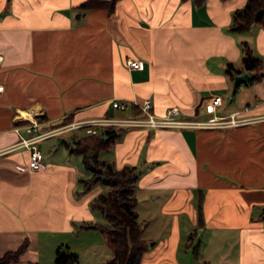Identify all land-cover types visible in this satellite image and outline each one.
Here are the masks:
<instances>
[{
    "label": "crops",
    "instance_id": "1",
    "mask_svg": "<svg viewBox=\"0 0 264 264\" xmlns=\"http://www.w3.org/2000/svg\"><path fill=\"white\" fill-rule=\"evenodd\" d=\"M83 1L0 0V255L27 239L18 264H40L41 251L54 258L60 243L86 249L89 264L109 258L100 231L80 227L98 222L89 203L101 188L79 186L81 155L63 143L74 133L53 140L46 167L32 170L15 128L37 117L40 131L65 117L127 119L148 99L157 116L176 106L181 119L222 124L129 126L107 153L118 168H145L142 264H264V76L247 83L253 72L242 71L248 78L235 88L225 71L241 52L230 23L245 0H117L110 14ZM248 31L264 59V28ZM214 95L221 104L207 112ZM115 99L130 104L119 109Z\"/></svg>",
    "mask_w": 264,
    "mask_h": 264
},
{
    "label": "trees",
    "instance_id": "2",
    "mask_svg": "<svg viewBox=\"0 0 264 264\" xmlns=\"http://www.w3.org/2000/svg\"><path fill=\"white\" fill-rule=\"evenodd\" d=\"M116 1L85 0L78 7L105 8L110 14L114 10ZM192 1L200 5L205 0ZM253 23L264 28V0H245L241 7L232 11L231 31L237 33L248 30ZM240 63L241 68L235 67L231 62L227 63L225 71L231 79L242 71L253 72L247 79V83L257 82L263 78L264 59L253 53L246 40L241 43ZM130 107L133 117L138 118L143 115L137 105L132 104ZM150 112L154 113L152 106ZM37 120L42 121L43 117H37ZM24 122L27 123L28 120ZM70 122L65 117L50 126L53 129ZM128 127L127 125H103L96 134L84 133L78 137L74 134L70 142L63 141L70 152L81 155L84 166L90 171V176L82 179L83 191L88 192L99 185L107 186L106 191H98L89 203L91 209L100 211L106 221L95 222L93 225L88 223L80 225L81 228L88 226L96 228L102 234L104 243L110 250L109 258L102 264H142V256L149 247L148 241L143 236L148 221L139 220L136 210L138 204L136 187L141 174L140 170L136 165L129 164L118 168L113 161L100 158V153L112 148ZM197 212L198 219L201 220L200 201ZM27 248L28 240L24 239L18 247L0 255V264H18ZM53 264H78V255L67 245L60 243L55 249Z\"/></svg>",
    "mask_w": 264,
    "mask_h": 264
},
{
    "label": "built area",
    "instance_id": "3",
    "mask_svg": "<svg viewBox=\"0 0 264 264\" xmlns=\"http://www.w3.org/2000/svg\"><path fill=\"white\" fill-rule=\"evenodd\" d=\"M2 57L0 55V62ZM126 64L129 68H142L143 64L137 59H127ZM2 88L0 86V92ZM222 97L220 95L212 96L205 103V110L207 112H214L216 108L221 104ZM112 106L120 109L126 108L130 101L126 99H115L112 101ZM137 106L143 112V116L138 118L127 119H111V118H98L89 119L83 121L70 122L51 130L40 131L39 122L36 119H28V122L23 124L22 127L15 128L19 134V140L15 144V147H26L30 150L28 158V167L32 170H41L46 167L43 161V155L35 143L46 136L52 135L56 132H62L68 129L82 128L85 133L96 134L99 132L100 127L103 125H127V126H153V127H206L222 124L210 118L208 121L186 120L179 117L180 110L178 107H170L167 109L166 114L163 116H157L150 112L152 106L151 102L146 99L142 103H136ZM233 121V119L231 120ZM229 122V121H226ZM24 129V134L20 133V130Z\"/></svg>",
    "mask_w": 264,
    "mask_h": 264
},
{
    "label": "rangeland",
    "instance_id": "4",
    "mask_svg": "<svg viewBox=\"0 0 264 264\" xmlns=\"http://www.w3.org/2000/svg\"><path fill=\"white\" fill-rule=\"evenodd\" d=\"M237 34H238V36H239V39L240 38H242L241 40L243 41V40H246V41H250L249 40V31L248 30H245V31H242V32H237ZM241 40H239V41H241ZM242 41L240 42V47H241V43H242ZM240 56H241V52H240V55H239V58L237 59V60H234L233 61V65L234 66H239V65H241V63H240ZM222 94H224V92L222 93ZM228 103H230V104H233V102H228ZM227 104V103H226ZM225 105V104H224ZM120 109V108H119ZM127 111V110H126ZM118 116H128L126 113H123V111L122 110H119V113H118ZM132 117L131 118H133V116L134 115H131ZM143 116V115H142ZM160 128H173V127H160ZM174 128H176V127H174ZM180 129V128H179ZM181 130V129H180ZM66 132L65 133H63V134H57V135H55V136H53V135H49V136H46V137H44L43 139H41V140H39V141H37L36 143H35V146H36V148H38L39 150H40V152L43 154V156H45V155H47L48 153H50L51 152V149H52V147L51 146H53V145H51V143L53 142V140H55V139H57V138H59L60 140H59V142L61 141V138L59 137V136H68L67 134L68 133H74L77 137L78 136H80V135H82V134H84L85 132L82 130V129H80V128H75V129H68V130H65ZM68 131V132H67ZM86 134V133H85ZM88 134V133H87ZM48 144V145H47ZM53 152V151H52ZM111 152V149L110 150H108V152H102L101 154H100V158L101 159H107V157H106V155H107V153H110ZM80 156V155H79ZM80 162H81V167H82V170L84 171V173H81V175H80V181H79V186L81 187V189H82V179H84V178H87V177H89L90 176V171L89 170H87L86 169V167L82 164V158H81V156H80ZM137 168L140 170V172H141V174H140V177H141V175L143 174V172H144V170H145V168L143 167H140V165H138L137 166ZM139 177V178H140ZM139 180V179H138ZM138 183V182H137ZM100 186V188H101V191H106L107 190V186H105V185H99ZM136 192H137V196H138V204H137V207H136V210L137 211H139V220H143L142 219V217H143V212H144V210H145V207H146V205L148 204L147 202L149 201L148 200V197H149V195H146L145 196V194L143 195L142 193H141V189H139V186L137 185V187H136ZM145 198H147V200H145ZM93 211L95 212V213H97V217H98V222H100V223H104L106 220H105V218H104V216H103V214L100 212V211H98L97 209H93ZM138 213V212H137ZM148 226V225H147ZM79 227V226H78ZM77 243V246L79 245L80 246V241L78 240V241H76ZM62 244H64V245H67V244H65V243H62ZM68 246V245H67ZM82 247V246H81ZM85 247V246H84ZM56 248V247H55ZM68 248H69V246H68ZM78 248V252H76L77 253V255H78V264H89V262H90V260H89V255L87 254V252H86V249H82V248H80V247H77ZM86 248V247H85ZM95 252L97 253L98 251L97 250H95ZM52 260H53V257H47V255H46V253L45 252H43V251H41V253H40V264H52Z\"/></svg>",
    "mask_w": 264,
    "mask_h": 264
},
{
    "label": "water",
    "instance_id": "5",
    "mask_svg": "<svg viewBox=\"0 0 264 264\" xmlns=\"http://www.w3.org/2000/svg\"><path fill=\"white\" fill-rule=\"evenodd\" d=\"M248 78V74L247 72H244V73H241V74H237L234 76V80H233V84L234 86L237 84V83H240L241 81L243 80H246ZM263 211V214H264V207L262 209Z\"/></svg>",
    "mask_w": 264,
    "mask_h": 264
}]
</instances>
